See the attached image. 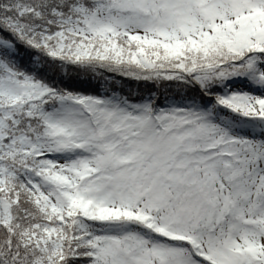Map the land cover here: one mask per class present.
Masks as SVG:
<instances>
[{
    "label": "snow or ice",
    "instance_id": "6c2138e0",
    "mask_svg": "<svg viewBox=\"0 0 264 264\" xmlns=\"http://www.w3.org/2000/svg\"><path fill=\"white\" fill-rule=\"evenodd\" d=\"M0 264H264V0H0Z\"/></svg>",
    "mask_w": 264,
    "mask_h": 264
}]
</instances>
